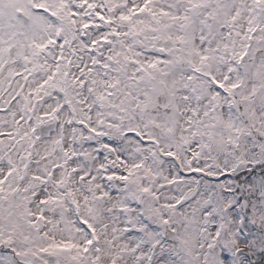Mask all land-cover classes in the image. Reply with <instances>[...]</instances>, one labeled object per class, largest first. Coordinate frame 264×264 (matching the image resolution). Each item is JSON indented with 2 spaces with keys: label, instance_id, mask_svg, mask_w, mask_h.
Segmentation results:
<instances>
[{
  "label": "snow or ice",
  "instance_id": "obj_1",
  "mask_svg": "<svg viewBox=\"0 0 264 264\" xmlns=\"http://www.w3.org/2000/svg\"><path fill=\"white\" fill-rule=\"evenodd\" d=\"M0 264H264V0H0Z\"/></svg>",
  "mask_w": 264,
  "mask_h": 264
}]
</instances>
